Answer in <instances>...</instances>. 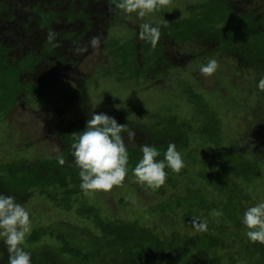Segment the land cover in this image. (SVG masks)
<instances>
[{"label":"rangeland","instance_id":"1","mask_svg":"<svg viewBox=\"0 0 264 264\" xmlns=\"http://www.w3.org/2000/svg\"><path fill=\"white\" fill-rule=\"evenodd\" d=\"M45 1L0 0L5 4L0 13V42L11 48L10 63L17 66L28 56L40 59L31 67H23L21 74L22 83L29 84L28 90L33 95L20 94L15 108L5 117H0V163L22 159L34 162L39 158L58 156L66 145L63 135L65 127L77 121L86 123L93 112L115 117L126 106L132 105L151 115L175 116L180 122L186 121L192 126L185 138L187 145H183L182 141L171 142L175 143L186 164L179 173L165 169L168 173L165 184L156 189L137 183L132 175H127L121 185L107 192L89 191L74 196V200L78 204L95 207L106 220L139 221L141 225L167 237L174 232L182 238L196 236L198 232L182 220L186 205L179 199L188 197V191L193 187L205 188L206 191L213 189L199 174L202 170H209V159L219 151L218 148L245 156L264 169V92H256L251 79H231L223 75L228 70L230 72L234 63L236 65L234 60L228 63H222V60L212 76H202L199 67L208 59L196 65L194 59L184 51V48L193 51L195 46L189 42L181 46L169 36L170 19L175 21L177 18L173 16L179 14L181 18H189L191 13H187L186 9L197 4L198 0H169L159 11L143 19L136 18L135 14L125 16L115 8L112 0ZM238 1L234 8L239 12L247 8H264V0H249L250 5L241 9L239 6L245 5L247 0ZM36 8L44 13L49 12L50 17L60 11L64 13L72 9L78 12L85 8L87 23H80L79 20L71 23L55 18L49 25L50 29L46 30L39 26L40 17L34 11ZM144 22L165 25L161 28L158 42L162 45L161 52L166 56L167 63L178 69L168 77L162 76L160 63L158 69L148 72L144 79L140 73H134L127 76L128 82L119 83L117 78L121 74L119 67L122 61L116 54L120 42H126L128 50L131 42L134 44V60L138 62L139 69L147 64L144 56L150 53H142L146 45L137 38L139 25ZM165 29L167 32H164ZM92 37L99 38L95 47L90 43ZM218 57L221 58L220 55ZM107 72L109 77L106 76ZM188 86L212 106L222 122L218 147L205 142L199 134L203 128V118L193 120V109L182 94ZM131 120L147 126L154 123L147 116L133 115ZM134 126L140 127L139 124ZM133 130L136 132L133 143L128 142L125 133L127 147L143 143L157 144L158 139L154 134ZM188 155L192 159L189 160ZM242 188L248 196L243 201L245 209L264 200V175L252 185L242 184ZM221 198L223 202L226 201V197L214 192L209 202H218ZM77 202L68 211L34 195L22 205L30 214L31 232L35 226H42L56 234L59 228H66L72 233L78 232L76 236L79 238L86 231L95 238L97 231L91 222L77 215ZM212 217L216 224L215 229H211L212 233L226 241L223 243L225 251L235 254L240 246L237 234L242 233L243 227L232 226L228 216L223 213L219 217ZM39 247L37 252L43 260H32L31 264H52L53 259L48 261L44 255L57 256L59 246L56 240L47 236ZM62 262L66 264L65 259ZM114 263L104 257L100 260V264Z\"/></svg>","mask_w":264,"mask_h":264},{"label":"trees","instance_id":"2","mask_svg":"<svg viewBox=\"0 0 264 264\" xmlns=\"http://www.w3.org/2000/svg\"><path fill=\"white\" fill-rule=\"evenodd\" d=\"M248 5H250L249 0L239 8L245 6L247 8ZM235 6L236 0H198L197 4L186 9L191 16L189 18H181V14L173 16L177 19L175 21L170 19L167 31L179 45L183 46L185 42H189L195 46L193 51L186 48L183 50L194 59L193 62L196 65L199 61L210 58L216 59L217 62L223 60L222 63L234 60L236 65L234 63L230 72L228 70L227 74L223 75L231 79L234 77L251 79L256 92H261L257 89L256 82L260 75L264 74V8L255 7L252 10L247 8L239 12L234 8ZM4 7L5 4L0 3V13ZM34 11L41 18L38 20L39 26L49 30V25L55 16L50 17L49 12L44 13L40 8ZM84 12L86 11L83 9L78 12L69 9L63 15L69 22L74 23L84 18ZM84 20L87 23L85 18ZM167 31L164 30V32ZM126 44V42H120L119 48L124 50L121 51L118 48L116 54L122 61V66L119 67L121 74L117 78L119 83L128 82L127 76L134 73H140L144 79L148 72L158 69L157 66L160 63L162 76L168 77L173 70L178 69L167 63L168 60L161 52L162 45L159 42L155 48L145 43L146 47L143 48L142 53L146 54L149 51L150 54L144 56L146 66L139 69L138 62L134 60L136 53L134 44L131 42L129 50ZM48 48H51L50 44ZM10 49V46L0 42V117H5L12 108H15L20 94L33 95L28 90L29 84L22 83L21 74L23 67H31L40 61L28 56L24 62L21 61L14 66L9 59ZM219 55L221 58L218 57ZM221 72H219L220 75ZM106 76L109 77L108 72ZM182 94L193 109V120L203 118V128L199 130V134L205 142L218 147L222 137V122L215 110L189 86L184 88ZM133 115L142 118L147 116L154 123L149 126L137 123L131 120ZM114 118L121 125L128 124L132 129L154 134L158 139L154 146L161 153L157 159H163V153L172 141H182L183 145H187L185 138L192 130L188 122H180L175 116L151 115L148 111L132 105L119 111ZM77 122L69 123L65 127L63 135L66 145L58 156L43 157L34 162L22 159L0 163V192L15 196L16 202L21 205L34 195H38L52 201L56 207L72 210L77 202L74 196L85 193L80 189L79 170L74 166L70 155L74 134L82 132L85 127V123ZM134 124H139L140 127L137 128ZM122 135L126 136L125 133ZM127 149L129 153L127 175H132L131 169L135 167L142 154L139 146L127 147ZM218 150L209 159L207 166L209 170L207 172L202 170L199 176L210 188H213L214 192L221 197H226V201L223 202L221 198V201L209 202L213 199L214 192L194 187L188 191V197L179 199L186 205L183 222L192 227L193 218L199 217L206 220L208 225L206 232H198L196 236L190 238H182L179 233L174 232L167 237L141 225L139 221L106 220L95 207L77 202L76 213L80 218L91 222L94 230L97 231L95 238L83 230L80 231L85 233L82 234V238H79L76 236L78 232L72 233L66 228H59L56 234L42 226H35L23 247L31 253L32 260L37 262L43 260L37 252L40 249L39 243L47 236L53 237L59 246V253L54 258L48 253L44 255V259L48 261L53 259L52 264H64L63 259L66 260V264H100L102 257L110 263L115 261L114 264H264V245L250 243L241 224L245 211L243 201L248 197L244 193L242 184L252 185L260 181L264 175V169L245 156L237 155L227 149L218 148ZM188 158L190 160L191 157L188 155ZM61 159L64 160L63 164L60 163ZM180 203L181 201L178 205L181 206ZM214 209L227 215L232 226L243 227L242 233L237 234L240 238L238 241L240 246L235 254L225 251L223 243L226 241L211 231L212 228L215 229L216 224L209 214ZM0 253L3 254L0 257V264H7V253L2 243H0Z\"/></svg>","mask_w":264,"mask_h":264},{"label":"clouds","instance_id":"3","mask_svg":"<svg viewBox=\"0 0 264 264\" xmlns=\"http://www.w3.org/2000/svg\"><path fill=\"white\" fill-rule=\"evenodd\" d=\"M113 3L125 16L135 14L136 18L143 19L159 11L169 0H113ZM163 26L165 25H154L151 22L141 23L137 38L155 48ZM51 38L50 35L49 39ZM90 43L94 47L97 46L99 38L92 37ZM218 67L217 60L210 58L199 67V72L207 78L212 76ZM256 87L264 92V74L260 75ZM124 133L127 134L129 143L135 141L136 132L128 124L121 125L106 113L93 112L86 120L84 130L74 134L70 155L74 166L79 170V186L82 191L107 192L124 182L129 171V153L122 135ZM139 147L142 155L131 169L137 183L156 189L165 184L168 175L165 169L179 173L186 167L175 143L167 145L163 159H157L161 153L156 146L146 143ZM60 163L63 164L64 160L61 159ZM210 214L219 217L222 212L214 209ZM191 224L196 232L207 231L206 220L196 217L192 219ZM241 224L250 243L264 245V200L245 209ZM30 232L31 220L28 210L16 202L15 196L0 192V243L7 253V264H31V253L23 247ZM2 255L0 253V257Z\"/></svg>","mask_w":264,"mask_h":264},{"label":"flooded vegetation","instance_id":"4","mask_svg":"<svg viewBox=\"0 0 264 264\" xmlns=\"http://www.w3.org/2000/svg\"><path fill=\"white\" fill-rule=\"evenodd\" d=\"M42 1V0H41ZM43 1H45V0H43ZM47 1V0H46ZM45 1V2H46ZM52 1V3L55 1V0H51ZM84 10V9H83ZM85 11V10H84ZM64 13L62 12V11H60V12H57V13H55V14H53L54 16H55V18L57 19H59V18H62V19H66L65 17H64V15H63ZM67 20V19H66ZM79 20V21H78ZM77 21L78 22H80V23H83V24H86L85 23V20H84V18H82V19H78ZM68 21V20H67ZM69 22V21H68Z\"/></svg>","mask_w":264,"mask_h":264}]
</instances>
